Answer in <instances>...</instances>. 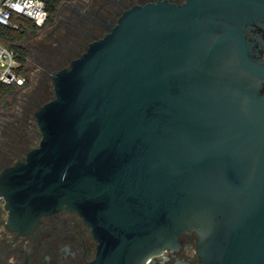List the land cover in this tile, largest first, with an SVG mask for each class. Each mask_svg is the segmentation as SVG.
I'll return each mask as SVG.
<instances>
[{"label": "water", "instance_id": "95a60500", "mask_svg": "<svg viewBox=\"0 0 264 264\" xmlns=\"http://www.w3.org/2000/svg\"><path fill=\"white\" fill-rule=\"evenodd\" d=\"M256 6L123 10L52 74L38 144L0 171L9 226L66 208L98 241L90 264H140L185 230L202 264H264V63L244 35Z\"/></svg>", "mask_w": 264, "mask_h": 264}, {"label": "flooded vegetation", "instance_id": "af4514ba", "mask_svg": "<svg viewBox=\"0 0 264 264\" xmlns=\"http://www.w3.org/2000/svg\"><path fill=\"white\" fill-rule=\"evenodd\" d=\"M158 1L81 0L79 5L75 2L77 11L74 12L75 18L73 19L78 20L83 16L87 23L84 29L104 28L105 31H97L92 35L93 40L104 35L109 27L115 24L123 10L128 7L133 4ZM169 1L185 3L188 0ZM256 2L259 19L244 24V35L249 45L248 49L253 52L254 57L259 58V61L264 63V0H256ZM64 54L65 51L62 50L61 53L46 56L47 63L56 64ZM48 66L46 65V74L52 75L53 71ZM48 74L42 77L38 85L39 88L46 84ZM35 90L37 91V89ZM38 92L40 91H31L28 94L27 101L30 103L25 105L23 113H27L31 109ZM263 93L264 78L259 75V95ZM40 105L38 104V107ZM36 131L38 132L37 129ZM5 137H8V134H5ZM24 156L25 154L19 156L18 159L24 158ZM5 204L6 200L0 196V264H90L95 259L98 241L92 234L91 228L76 210L63 208L45 214L33 230L21 233L9 226V214ZM198 238L197 231L185 230L179 234L176 243L166 245L161 252L144 259L140 264H202Z\"/></svg>", "mask_w": 264, "mask_h": 264}, {"label": "rangeland", "instance_id": "374dc122", "mask_svg": "<svg viewBox=\"0 0 264 264\" xmlns=\"http://www.w3.org/2000/svg\"><path fill=\"white\" fill-rule=\"evenodd\" d=\"M80 1L81 0H64L61 9L52 23L46 25L37 33L29 34L27 36L25 45L29 49V81L12 93L8 97L6 104L0 106L1 138L4 136L3 129L6 127L8 121H12L14 118L19 119L21 116L28 113L30 119L29 123L31 124V128L33 129L32 133L34 134L32 141L29 143V148L38 144L41 135L39 133L36 119L33 118L34 112L38 108V104H43L54 96V91L52 93V75L47 73L46 84L42 88L38 87L42 77L47 75L46 65H49L48 68L54 73L60 67L69 63L77 54L83 52L88 43L92 41L93 34L97 33V31H105L102 27H97L96 29L91 30L84 29L87 23L83 16L78 20L73 19L75 18L74 12L77 11L75 2L79 5ZM62 50L65 51V54L59 62H56V64L47 63L46 56L53 53H61ZM35 89L40 92L37 94L35 93L37 98L32 104L31 109L28 110L27 113H23L25 105L29 102L27 101L28 94L31 93V91L37 92ZM36 102L38 103L36 104ZM4 143L5 141L0 139V148H4ZM25 152L20 151L17 154L11 155L10 159H13L12 162H14L19 156L26 154Z\"/></svg>", "mask_w": 264, "mask_h": 264}, {"label": "trees", "instance_id": "16d2710c", "mask_svg": "<svg viewBox=\"0 0 264 264\" xmlns=\"http://www.w3.org/2000/svg\"><path fill=\"white\" fill-rule=\"evenodd\" d=\"M47 8L49 10V17L43 26L35 24L32 20L24 18L22 16H14L20 25L18 28L0 24V42L9 48L14 49L22 62L21 71L26 75V82L29 81V49L25 45V41L29 34H35L54 21L55 16L61 9L64 0H45ZM24 85L18 86L15 84L6 85L3 87L4 93L0 98V106L4 105L8 101V97L15 92L18 88ZM53 93V88H52ZM35 118V115L33 116ZM28 113L21 116L19 119L14 118L12 121H8L6 127L3 129L8 137L4 136L5 143L4 148H0V170L5 166L12 164L13 159H10L11 155L19 153L20 151H26L29 149V143L32 141L34 134ZM6 138V139H5ZM21 141V143H19ZM17 160V159H15ZM14 160V162H15Z\"/></svg>", "mask_w": 264, "mask_h": 264}, {"label": "built area", "instance_id": "2783aa9c", "mask_svg": "<svg viewBox=\"0 0 264 264\" xmlns=\"http://www.w3.org/2000/svg\"><path fill=\"white\" fill-rule=\"evenodd\" d=\"M14 16H22L43 26L49 10L45 0H0V24L18 28L20 23ZM21 60L18 53L0 42V98L6 85H24L26 75L21 71Z\"/></svg>", "mask_w": 264, "mask_h": 264}]
</instances>
